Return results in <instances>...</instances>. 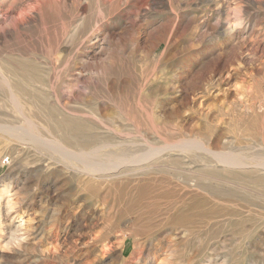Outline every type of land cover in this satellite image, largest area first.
<instances>
[{"label":"rangeland","instance_id":"rangeland-1","mask_svg":"<svg viewBox=\"0 0 264 264\" xmlns=\"http://www.w3.org/2000/svg\"><path fill=\"white\" fill-rule=\"evenodd\" d=\"M2 57L36 93H0L22 141L56 146L59 111L133 156L167 150L87 174L77 147L0 130V191L19 203L3 199L0 264H264V0H0Z\"/></svg>","mask_w":264,"mask_h":264},{"label":"bare ground","instance_id":"bare-ground-1","mask_svg":"<svg viewBox=\"0 0 264 264\" xmlns=\"http://www.w3.org/2000/svg\"><path fill=\"white\" fill-rule=\"evenodd\" d=\"M14 3H12L11 6ZM35 11H36V8L32 7V6H29L28 8L23 9L22 11L19 12L18 16L12 17L11 27L10 26L5 27L4 31L7 32L8 34H10L9 32H12L13 30L17 29L18 26L20 25V23H25L29 20H32L34 18ZM20 65H21L20 62H18L17 60H15L11 57L0 58V93H3V94L9 93V95H11V98H16L17 92H24V93H26L28 95H32V96L36 95L35 90H32V89L30 90L29 88H26V86H27L25 84L26 82H24V79L21 77V76H24L25 74L23 75L18 70ZM34 101H35V99H34ZM21 117H23V116H21ZM23 118L25 119V121L29 122V124H30L31 121H30V119L27 118V116H24ZM48 120L50 123V129L55 133V135L57 137V139L53 140L55 143H57V145H56L57 149L55 148L56 146H53L52 144L47 143V142L44 143V141L42 139L36 138L34 136H33V138L29 139V140H32L30 142H27L28 140L22 141L23 139H26V138H23L26 133H24L23 136L21 137L22 131L18 132L17 130H13L11 128L3 127L1 125H0V130H4L5 132H8V134L10 133V135L15 137V139L17 138L16 140H18L24 144H27L30 147L31 146H35V147L39 146V147H43L46 150L47 149L50 150L51 152H47V153H49V155L50 156L52 155L53 157H54V154H53L54 151H55V153H59V154L61 153V151H60V149H58V147H62V149L66 148L67 146H71L74 148L77 147V150H79V151H76V152H79V153H78V157L76 154V159L79 160L81 163H83V165L85 166L84 170H89V171H86L87 174H91V173L96 174V175L97 174H104V173H108L110 171H117L118 169H120L122 167H128V166H135V167L137 166V168H135V171H139L140 169H142L141 166L143 164L149 162L151 157L158 155L160 153H163L167 150L166 147H164V146H158L157 147L155 144H152L153 148L158 150L156 153L151 154L149 157H146V158H143L141 155L133 156L132 152L129 151V148L125 147L122 144H117V143L115 144L113 142L112 143L111 142L100 143V139H98V135L92 134L93 132L91 133L88 130V128L86 127L83 120L66 117V115H64V113H61L59 111H58V113H55L54 115H50ZM12 127H14V126H12ZM14 129H17V128L14 127ZM87 132H90V133H87ZM44 139H46V138H44ZM185 141L188 144H190V146H192V147H195V148L199 147V148L203 149L206 154L209 153V154H212V156L215 155L216 156L215 158H218V161L223 162L224 164H226V166L237 165L236 167H240L238 165L239 164L241 165L240 162H238L232 158H229L227 155H225L221 151L217 150L218 146H217V144H215L213 142L214 140H207L205 138H197V137L193 138V136H190ZM176 147H178V146L176 145ZM37 149H39V148H37ZM170 149H174V148L172 147ZM64 150H66V149H64ZM73 154H75V153L73 152ZM98 154H99V156L100 155L104 156L106 158V160L103 162L100 161V158L98 161L93 160L92 157H94V156L96 157V155H98ZM79 156L81 158H79ZM52 160H54V159H52ZM242 164H244V163L242 162ZM205 185L210 190H216V188H215L216 186L214 184L210 183V184H205ZM149 186H151V185L148 184L147 181H145L141 186L142 193L147 195ZM7 194H8V199L6 202L9 203L8 209H10V210L15 209L17 207L16 205L18 203L16 201H14V200H16V197L14 196L15 193L10 194V189L8 186L4 187L0 191V235L2 233H4L2 231L6 227V224L4 222V219L1 215V213L3 210L2 204H4L3 199ZM193 208L195 209L196 207L194 206ZM199 208H200V206H199ZM16 211H13V212H16ZM205 213H206V211L203 208H201L199 214L202 215ZM15 217H16V214L10 212L11 222L15 220ZM0 240H1V236H0Z\"/></svg>","mask_w":264,"mask_h":264}]
</instances>
